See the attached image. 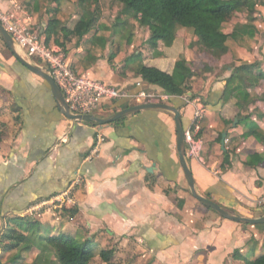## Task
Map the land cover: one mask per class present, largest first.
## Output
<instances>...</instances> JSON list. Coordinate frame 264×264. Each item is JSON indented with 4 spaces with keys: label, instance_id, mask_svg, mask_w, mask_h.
I'll return each mask as SVG.
<instances>
[{
    "label": "crops",
    "instance_id": "0c3cea01",
    "mask_svg": "<svg viewBox=\"0 0 264 264\" xmlns=\"http://www.w3.org/2000/svg\"><path fill=\"white\" fill-rule=\"evenodd\" d=\"M70 1L77 11L82 7L78 0L50 4L34 0L30 17L48 45L62 49L78 74L125 94L106 102L98 117L149 103L139 97L141 91L164 94L136 74L139 64L172 74L183 57L195 72L192 91L171 97L166 104L180 109L186 129L200 107L196 101L207 110L198 135L203 141L200 157L187 159L197 191L237 215H264L257 206L264 198V142L251 136L253 130L264 135V88L250 91L252 102L240 109L228 87L232 69L196 53L191 47L195 40L191 29L178 28L171 42L160 41L153 47L149 27L140 20L119 18L122 7L115 18L97 19L80 41L65 40L63 33L49 34L46 30L52 18L73 28L82 16L91 15L89 5L87 10L82 8V16L71 13ZM13 4L24 6V0H0L5 11ZM42 7L48 19L39 21L35 12ZM262 12L260 9L250 22L245 17L235 19L226 32L248 23L256 33L263 32ZM249 39L253 37L229 41L230 57L237 65L256 63L262 68L264 54ZM0 42L4 45L0 43V232L6 219L34 213L39 223H59L61 232L57 234L73 236L83 231L89 239L81 242H98V250L127 246L134 239L138 249L162 250V256L173 262L181 255L185 261L196 258L203 264H247L264 255V226L225 219L192 196L179 163L173 113L142 111L105 126L74 122L59 110L50 84L24 67ZM134 55L141 58L129 62ZM192 95L195 99H189ZM98 135L104 138L99 155L87 160ZM227 152L231 164L223 169ZM254 155L263 161L256 163ZM65 194L76 205L65 202L55 210H36ZM72 209L78 212L72 213ZM36 246L34 243L33 248ZM143 253L142 258L149 257Z\"/></svg>",
    "mask_w": 264,
    "mask_h": 264
},
{
    "label": "trees",
    "instance_id": "16d2710c",
    "mask_svg": "<svg viewBox=\"0 0 264 264\" xmlns=\"http://www.w3.org/2000/svg\"><path fill=\"white\" fill-rule=\"evenodd\" d=\"M61 1L39 0V3ZM90 1L79 0V4L87 10V4ZM112 1L122 6L119 18L140 20L144 27H149V41L153 47H156L160 41L171 42L176 37L178 28L191 29L195 36L191 47L196 53L210 58L213 64H222L225 69H232V75L228 79V87L230 86L231 94L238 100L240 109L252 102V91L264 88V67L261 68L256 63L237 65V62L230 57L231 49L228 46L231 40L240 41L245 36H252L256 32L255 29L248 23L245 25L238 24L231 33L225 30L235 19L245 17L249 22L252 21L254 16L258 14L257 8L261 0ZM96 7L99 8L98 3ZM96 20V13L86 14L76 22L73 28H68L64 27L63 23L55 17L50 20L46 31L53 36H59L60 33H63L65 40L72 37L80 41L92 30ZM0 39L2 40L1 37ZM140 58L141 55H134L130 57L129 62ZM136 74L152 89H158L170 97H183L192 91L190 81L195 76L194 70L183 57L176 63L172 74L144 64H139ZM189 99H195V95L190 96ZM87 124L99 126L95 123ZM251 136H256L264 142V135L257 130H253ZM219 140H222V136ZM1 142L2 134L0 133ZM252 158L256 163L263 161L259 155H254ZM230 164V154L227 152L222 168L226 169ZM71 212L76 214L78 211L72 209ZM32 220L28 216L6 219L0 233V264H24L26 258L23 257L22 253L29 250V246H34V243L37 245L36 250H39L40 255L54 249L56 259L60 264H91L95 256L92 240L81 242L70 235L56 234L41 236L39 243H37L38 239L32 233L34 223ZM13 251H18L17 255L4 262L2 260L3 254ZM115 254V249H101L99 251L100 258L107 264H112ZM32 264L39 263L34 262ZM247 264H264V255L253 261H248Z\"/></svg>",
    "mask_w": 264,
    "mask_h": 264
},
{
    "label": "built area",
    "instance_id": "2783aa9c",
    "mask_svg": "<svg viewBox=\"0 0 264 264\" xmlns=\"http://www.w3.org/2000/svg\"><path fill=\"white\" fill-rule=\"evenodd\" d=\"M0 24L12 36L16 48L31 61L36 57L45 62L40 65L51 75L63 93L69 112L73 115H96L101 111L106 102H112L125 96L116 87L103 81L92 79L78 74L68 62L67 56L62 49L50 47L41 30L34 27L32 19L26 8L19 4H13L9 11L0 6ZM139 97L149 103H166L170 96L166 94H149L141 91ZM191 126L185 130V145L187 159H197L203 149V141L198 137L202 129V121L207 112L201 101ZM104 142L101 135L97 136V144L90 151L87 160H93L99 155L100 146ZM82 179H78L81 183ZM65 202L76 205V202L65 194L53 201L42 203L36 207L40 211L45 207H61ZM258 208L264 211V198L257 201Z\"/></svg>",
    "mask_w": 264,
    "mask_h": 264
},
{
    "label": "rangeland",
    "instance_id": "374dc122",
    "mask_svg": "<svg viewBox=\"0 0 264 264\" xmlns=\"http://www.w3.org/2000/svg\"><path fill=\"white\" fill-rule=\"evenodd\" d=\"M27 1H30V2H28L29 4L26 3ZM33 1L34 0H24V7L26 8V11L28 12L29 15H30V13L33 14V12H34L33 8H31ZM97 3L99 4L98 9L96 7ZM73 4H74V2H71V1L69 2L68 10L71 13H78L79 16H82V14H83L82 7H80L77 11V6H74ZM87 5L91 6V7H89L91 9V11L89 10L91 12L90 14L96 13L97 19H101L103 17L115 18L113 16H116L117 13L120 12L121 7H122L119 4L113 3L112 0H97V2L94 1L92 4H87ZM43 7L44 8H50V5H48V6L44 5ZM43 7L39 10V12H35V13H38V15H39V21L48 19V17L46 16L47 10H44ZM258 7H259V10L257 9V11L259 12L260 9H262V11H263L262 15L264 17V1L261 0ZM87 8H88V6H87ZM92 10H94V12ZM252 37H253L252 40L249 39V44L253 42V45H254V43H256L258 45V51H260L262 54H264V31L261 33L255 32V34H253ZM0 43H1V45H3L2 42H0ZM232 44L234 45V43H232ZM205 58H208V57H205ZM31 60L33 61V62L31 61L32 64L45 65V62L39 60L36 57H31ZM95 114L100 115L99 112H96ZM55 206L45 207L40 211L44 212L49 208H53L55 210ZM260 214H264V211L260 212ZM28 217L30 219L31 218L33 219L32 221L34 223L32 226V233L38 239L37 243H39V238L41 236H43V237L51 236V235H56L59 231L61 232L59 223H57V225L56 224L53 225L50 221L39 223L38 220L35 218L34 213L29 214ZM250 226L251 227H259V226H264V224L250 225ZM73 236H76L78 238V240H80V241L85 240V239H89V237H87L83 233V231H78V232L74 233ZM0 239H1V237H0ZM131 240L132 241L127 246H117V248L115 249L116 250L115 257L112 259V262H111L112 264H203L201 260L196 259V258L185 261V260H183L181 255L180 256L175 255L177 257V260H176V262H173L172 260H169V256H167V255L162 256V252H163L162 250L148 251L146 249L143 250L142 248L138 249L137 248L138 244H136V241L134 239H131ZM92 246L95 249V256L92 259L91 264H107V263L103 262L99 256L100 250H98V249L101 248V245L98 242H93ZM143 246L145 248L146 245L143 244ZM29 247H30L29 250H27V251L25 250L22 253L23 257L26 258L24 260V264H32L34 262H38L39 264H60L56 259V254L54 252L55 251L54 249H53V251L48 250L46 253H43L40 255L39 250L38 249L36 250L35 248H33L34 247L33 245L29 246ZM106 249L109 250V248H106ZM143 251H145V253L149 254L148 258H142L141 257L144 255ZM17 253H18V251H13V252H10L7 254H3L2 260L4 262H6L11 257H14L15 255H17ZM171 255H173V254H171Z\"/></svg>",
    "mask_w": 264,
    "mask_h": 264
},
{
    "label": "water",
    "instance_id": "95a60500",
    "mask_svg": "<svg viewBox=\"0 0 264 264\" xmlns=\"http://www.w3.org/2000/svg\"><path fill=\"white\" fill-rule=\"evenodd\" d=\"M0 37L2 38L3 42L5 43L8 50L12 53V55L15 57L16 60H18L24 67H26L29 71L34 73L35 75H38L45 81H47L51 88L53 95L58 102V108L61 111V113L64 114V116L67 119H70L74 122L79 123H95L101 126L114 124L117 121L130 116L135 113H139L142 111H148V110H164L169 111L173 113L174 115V121L176 125V147L179 157V163L180 167L182 168L185 178L187 180L190 192L192 196L197 199L199 202L204 204L206 207L214 210L217 212L221 217L240 223L244 225H261L264 224V215L256 218H248L244 216L237 215L234 211H231L229 209H226L219 205L218 203L208 199L207 197L201 195L196 188V180L194 178L193 172L188 164V160L186 157V145H185V130L183 120H182V114L180 112V109L174 106H171L166 103H145L142 105H138L135 107L124 109L118 113H115L109 117H98L96 115H73L69 112L68 106L66 104V101L64 99L63 93L61 92L60 88L54 81L53 77L48 74L41 66L32 64L28 61H26L20 53L17 51L15 41L13 40L12 36L4 29V27L0 24ZM238 122V120H237ZM227 133L223 134V147L225 145V139H226Z\"/></svg>",
    "mask_w": 264,
    "mask_h": 264
}]
</instances>
